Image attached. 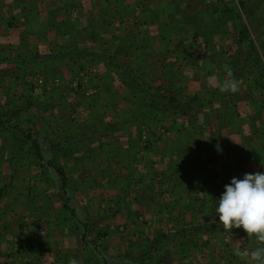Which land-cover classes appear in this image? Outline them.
I'll list each match as a JSON object with an SVG mask.
<instances>
[{"label":"rangeland","instance_id":"obj_1","mask_svg":"<svg viewBox=\"0 0 264 264\" xmlns=\"http://www.w3.org/2000/svg\"><path fill=\"white\" fill-rule=\"evenodd\" d=\"M18 1L0 0V216H8L4 211L11 210L13 230L20 226L18 231L27 233L29 227L41 223L36 220L46 214V205L58 195V188H64L63 213L53 210L43 220L51 218L50 223L54 222L55 227L46 232L50 241L63 245V252L68 245L73 247L59 260L42 257L38 264H70L78 256L77 237L87 245L91 243V250L81 251L83 256L74 260L76 264H246L247 257L224 251V237L216 233L219 228L214 222L217 216L213 203L219 199L217 177L212 175L215 187L207 196L201 188L202 178L200 187L192 193L174 188L176 180L186 181L183 173L187 159L199 164L202 160L197 146L187 154L183 136L180 142L161 141L160 135L170 126L158 123L174 109H163L167 101L160 98H156L159 108H152L154 99L142 106L125 85L129 81L137 91L149 89L162 96L173 89L166 88L171 87L168 83L182 85L180 79L176 80L179 74L158 80L155 74L140 69V48L147 50L140 42L144 35H130L129 29L120 31L122 24L108 29L107 0H102V7L101 1L95 0ZM131 1L135 5L127 13L136 20L142 0ZM197 4L204 14L184 16L202 26L219 24L220 31L229 34L232 41L209 49L203 43L195 45L193 50H185L191 55L181 58L182 65L170 56L164 62L169 67L164 68L179 71L191 57L202 60L201 64L194 63L202 70L207 57L216 58L215 79H208L207 84L220 89L237 82L233 98L255 107L253 112L247 111L251 121L246 123L250 124L246 133H254L249 130L253 127L263 129L262 112L260 120L253 113L259 109L257 102L264 104V0H197ZM208 7H218L219 13L210 16ZM116 36L123 43L114 48L110 44ZM164 49L152 43L151 58ZM227 72L231 81L223 75ZM228 92H215L213 98L217 102L232 101L225 97ZM13 126L18 128L12 130ZM95 137L99 148L91 144L90 138ZM256 147L258 152L260 144ZM172 149L178 159L173 158ZM54 162L67 169L65 180L50 168ZM178 165L182 172L179 179V173H174ZM40 167L48 168L42 171ZM187 169L192 173L190 166ZM75 172L80 181L74 178ZM34 176L40 186L32 198L28 190ZM50 181L57 188L41 191ZM16 193L20 199H16ZM46 194L54 196L48 200ZM54 203L57 207L62 204L58 200ZM207 211L213 221L203 223ZM208 231L216 234L212 241ZM83 235L87 236L84 240ZM242 235L234 242L242 241V247L247 246L248 238ZM258 243L264 246V242ZM10 245L15 246L5 243ZM220 247L223 250L218 253ZM27 260L26 253H0V264H27Z\"/></svg>","mask_w":264,"mask_h":264},{"label":"crops","instance_id":"obj_2","mask_svg":"<svg viewBox=\"0 0 264 264\" xmlns=\"http://www.w3.org/2000/svg\"><path fill=\"white\" fill-rule=\"evenodd\" d=\"M21 1L22 0L18 2ZM96 1H101L99 5L102 7V0H95L94 2ZM134 5L135 3H133L131 0H107V7H105V11L109 16V20H107V24L109 25L108 29L115 28V25L122 24V26L119 27L120 31L129 29L128 33H130V35L136 37H139L140 33L144 35L140 36V42L142 45H146L147 48L146 51H144V47L140 48L142 55L140 56L141 59L139 67L142 71L148 72L151 75L155 74L158 77V80L160 77L164 79H170L172 77H176L179 74V78L176 80L180 79L182 85L179 86L175 82L171 84L168 83L167 85H170L171 87L166 88L173 89L171 91H164L162 93L166 97V101L168 103L167 105H169L166 107V109H174V111L166 114V118L162 120V122L158 123L160 126H162V124L163 126H170V128H165L164 131L166 133L164 134L163 132V134L160 135V138L161 141L162 139H166L168 141L177 140L180 142V137L183 136V139L186 140L188 144L187 154H191L192 151L194 152L196 150L195 146L201 150L202 154V160L200 164L196 163L194 159H187L185 162L187 166L186 173H183L184 175H187L186 181L176 180L174 183V188L188 191L187 193H192L193 191H196L198 187H200V178H202L201 188L204 196H207L212 194V187H215V183L211 184L210 180L212 175H215V178L217 177L218 179L217 188L219 189L218 195L220 197L224 191V186L229 184L233 177L243 178L245 173L254 174L264 171V122L262 123L263 129H257V127H253V129L249 130H254V133L248 134L246 131H248V125L250 124L246 123L250 122L251 118L248 116L246 117V115L247 111H252L255 109L252 103L249 104L248 102L243 101V99L233 98L234 96L232 94L234 92L230 90H227L229 92L227 94L225 93V97L229 99L232 98V101L217 102V99L213 98L215 92L222 94L221 88L219 89V87H214L215 85L213 84H207V80H210L211 77H215L217 72L214 65L216 58L213 59L212 57H207V59H205L206 61L204 60V62H207V64L202 70H199L200 68H198V66L196 67L194 64L197 59H192L191 57L190 63H185V66L179 71L164 68L167 66L164 62L169 60L170 56L174 60L177 59L176 61L179 63V65H182L181 58L188 57L189 54L191 55L189 51H185L186 49L193 50L195 45L200 46L202 43L208 47V49L219 44L225 45V43L228 44L232 41V39L229 40V38L232 37L229 34L225 35L222 33L220 31L221 26L217 23H214L213 25L202 26L201 22L200 24L195 23L193 19H188L184 16V14L187 13L196 15L198 13L199 15L205 13H202V7L198 8L200 5L197 4V0H182L181 4H179L177 0H142L139 3L140 16L136 20L129 16L130 13H127L128 9ZM31 6V4H28L27 6L23 4V7L26 8H30ZM194 6L197 9L188 11V9ZM34 8L36 9V6H34ZM59 8L61 10V5H59ZM64 9L67 10L66 2H64ZM206 11H210L212 13L210 16H216V14L219 13L217 7H208ZM128 17H130V21H128ZM97 19L98 18L96 17V23L98 22ZM94 28H96V26ZM125 33L127 32L125 31ZM186 33L187 37H184ZM121 39V37L116 36L110 45H114V48L115 46L118 47L121 43H123ZM152 43H157L161 48H165L161 53L153 55L155 56L153 58H151ZM123 46H127V44ZM176 47L178 49H176ZM208 49L207 55L211 56L210 50ZM150 52L151 54H149ZM146 54L149 55V57H146ZM166 58L167 60H165ZM201 61V59L197 61V64H201ZM227 74L228 72L223 73L224 77L231 81L232 77L228 76ZM160 84L162 83L160 82ZM191 91L193 93H189ZM198 91H201V93H196ZM145 93L151 97H148L147 101L154 99L155 105L153 102L152 105H154L155 109L159 108L156 98L153 97V95L156 94L155 91L152 92L149 89H146ZM196 103H198V108L194 106ZM257 105H259V109L253 114L258 120H260L261 112L262 117L264 116V104H259L257 102ZM183 115H186V118L182 120L181 118ZM181 126H186V129L183 130ZM258 132L261 134H256ZM255 134L256 136H254ZM90 140L94 147L99 148L100 143L97 137L90 138ZM102 142H105V140ZM259 144L260 147L259 151L257 152V150L254 148H257L256 145ZM217 145H219L221 149L219 152L217 151ZM252 145L255 147L253 148ZM226 147L228 148L226 149ZM177 149L179 150L180 148L177 147ZM173 150L175 151V149H172V153L174 152ZM167 154H169V150ZM173 158L178 159L176 153ZM77 162L78 165L81 164L79 160ZM55 166L62 169L64 174L63 180H65V178H67V169L65 166H60L54 162V165L50 168L55 170ZM188 166H190L192 173L188 172ZM40 168L42 171H46L45 168L48 167ZM174 169V173H179L177 177L179 179L182 175L179 165ZM76 172L74 173V178L80 181L81 177H79L80 179L77 178L79 173ZM197 175H202L199 177L200 181L196 180ZM43 177L46 178V176ZM31 186L32 187L30 190H28V193L31 194L32 198H34V194H36L35 190L40 186V181L35 178V176L31 181ZM55 188H57V184L50 181L46 188L42 187L41 191L47 193L51 190H54ZM58 189V195L55 196L53 201H50V203L48 202L46 205L47 212L46 214H43V216L48 215L53 210L56 211V214L57 210L58 212L62 211L63 213V205L65 204L64 194H66V189ZM46 195L48 200L49 198L52 199V196H54V194ZM24 196L25 193L23 192V197ZM20 198L21 197H19V193H16V199ZM55 200L56 202L57 200L60 201L62 204L58 205V207L57 205L55 206V203L53 205ZM213 205L215 204L213 203ZM12 213L13 212H11V210H7L6 212L4 211V215L8 214V216H0V253H15L17 245L21 243L26 248L25 253L28 256V260L26 261L27 264H38V260L42 257L44 259L50 258V260H54V258H57L59 260V258L61 259L62 254L71 253V251H69L73 248L71 245H68V250L65 249L63 252V249L65 248L63 245L56 241H54V243L50 241V235H47L46 232H48L47 230H52L55 227L54 222L50 223L51 218L43 220L44 218L41 215V218L36 220L37 222L42 220L41 223H37V226L34 228L29 227L30 230L26 233V230L23 231L21 229V231H18L20 226L18 229L13 230L12 224L14 223V219H12ZM121 213H123V211ZM209 213L210 212L207 211L204 214L205 217H203V223H209L210 221H213L211 220ZM122 215L127 217L128 214L123 213ZM215 222H218V217L216 218ZM218 228L219 229H217L216 233L218 234L219 238L224 237V243L222 242L224 251L227 250L228 252H235L236 246L234 245V241L238 239L239 235H242L241 230L243 229L233 228L226 232L219 224ZM210 234L211 231H208L207 236H212V239L210 240L212 241L215 238L213 236L216 234ZM243 236L247 237V234L244 233L242 238ZM53 237L54 235L51 236L52 240H54ZM86 238L87 236L83 235V240ZM70 241L73 242V240ZM75 241L76 247H78L77 253L75 254L78 256L80 255V258L83 256V253L80 254L81 251L84 250L86 253H88V250H91V243L87 245L88 242H84L81 239L79 241L78 237L77 239L75 238ZM8 242H12L15 244V246H5V243L8 245ZM246 243L248 245L243 246V250L248 252L258 247H264L258 243V240L255 238V236L248 238ZM223 249L220 247L218 253H220ZM78 256L75 257V261H79Z\"/></svg>","mask_w":264,"mask_h":264},{"label":"clouds","instance_id":"obj_3","mask_svg":"<svg viewBox=\"0 0 264 264\" xmlns=\"http://www.w3.org/2000/svg\"><path fill=\"white\" fill-rule=\"evenodd\" d=\"M237 87V82L232 81L224 84L221 90L235 92ZM217 151H221L219 145ZM214 211L218 224L226 232L233 228L243 229L248 238L255 236L258 241L264 242V171L245 173L243 178L233 177L215 202ZM235 244L240 245L235 249V254L247 257L246 264H264V247L248 252L243 250L242 241ZM70 264L76 262L73 260Z\"/></svg>","mask_w":264,"mask_h":264},{"label":"trees","instance_id":"obj_4","mask_svg":"<svg viewBox=\"0 0 264 264\" xmlns=\"http://www.w3.org/2000/svg\"><path fill=\"white\" fill-rule=\"evenodd\" d=\"M217 9H218V7H217ZM225 9V8H224ZM223 9V10H224ZM222 10V11H223ZM106 58L105 57H103L102 58V60L103 61H106L105 60ZM108 60V59H107ZM107 62V61H106ZM111 65V64H110ZM126 86H130V93H131V95L134 97V99H136L142 106H146V104L148 103V97H150V95H147V93H145L146 92V90H145V92H141L140 90H138L137 91V88L136 87H134V85H130V83H129V81H127L126 82V84H125ZM153 97H155V98H160V99H162V100H166V97L164 96V95H162V96H159V95H157V94H154L153 95ZM151 98V97H150ZM155 102V101H154ZM152 105H150V107H151ZM169 105H167V103H165L164 105H163V109H166V107H168ZM152 108H154V107H152ZM16 128H18V127H15V126H13L12 127V130H16ZM23 135H25V133H23ZM29 138H32L31 137V135H29ZM25 141H27L28 140V138H25L24 139ZM33 146L37 149V151L39 150V145H36V142H35V144H33ZM53 166V165H52ZM55 168V170H56V172H57V174H58V176L59 177H61L62 178V180H63V176H64V174H63V171H62V169L61 168H59V167H54ZM64 186V185H63ZM184 243H188V241H185ZM147 249V248H146ZM155 250V249H154ZM26 252V251H25ZM151 252H152V249H151ZM16 254H20V251H16Z\"/></svg>","mask_w":264,"mask_h":264},{"label":"built area","instance_id":"obj_5","mask_svg":"<svg viewBox=\"0 0 264 264\" xmlns=\"http://www.w3.org/2000/svg\"><path fill=\"white\" fill-rule=\"evenodd\" d=\"M234 1H235V2H238V1H241V0H234ZM16 251H17V252L20 251V254H23V253H25L26 248L24 247L23 244L19 243V244L17 245V247H16Z\"/></svg>","mask_w":264,"mask_h":264}]
</instances>
